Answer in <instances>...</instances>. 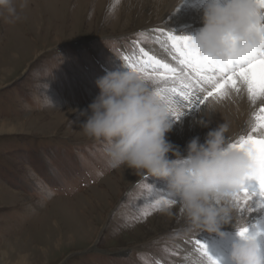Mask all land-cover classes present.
I'll use <instances>...</instances> for the list:
<instances>
[{
    "label": "rangeland",
    "instance_id": "374dc122",
    "mask_svg": "<svg viewBox=\"0 0 264 264\" xmlns=\"http://www.w3.org/2000/svg\"><path fill=\"white\" fill-rule=\"evenodd\" d=\"M164 2L28 0L19 22L0 19V264H182L179 243L198 235L182 208L146 207L166 184L112 168L108 145L80 127L96 80L130 70L124 56L173 27ZM192 108L189 126L169 117L182 154L217 129Z\"/></svg>",
    "mask_w": 264,
    "mask_h": 264
},
{
    "label": "clouds",
    "instance_id": "9594fccd",
    "mask_svg": "<svg viewBox=\"0 0 264 264\" xmlns=\"http://www.w3.org/2000/svg\"><path fill=\"white\" fill-rule=\"evenodd\" d=\"M28 0H0V19L15 24ZM264 25V9L256 0H203L202 27L189 35L193 50L201 57L223 64L233 47L241 55L264 49L258 30ZM98 95L80 115V125L90 138L104 141L112 168L126 167L163 181L169 199L177 201L187 222L186 234L207 232L221 239L235 214L234 198L246 184L253 160L243 150L230 147V124L225 120L209 131L203 143L193 138L182 154L169 141L173 107L155 91L153 84L132 70L110 72L95 82ZM215 110V104H208ZM173 203L163 211L171 214ZM246 224H236V239L227 264H264L259 227L241 235ZM215 264L223 258L211 257ZM207 264V261H206Z\"/></svg>",
    "mask_w": 264,
    "mask_h": 264
},
{
    "label": "snow or ice",
    "instance_id": "6c2138e0",
    "mask_svg": "<svg viewBox=\"0 0 264 264\" xmlns=\"http://www.w3.org/2000/svg\"><path fill=\"white\" fill-rule=\"evenodd\" d=\"M256 4L264 9V0H256ZM261 38L264 40V25L258 29ZM159 32L156 39L163 38L166 45H170V50L175 54V59L180 65L179 72L176 68L170 67L167 63L149 56L143 48L139 49L141 55L138 57L133 51L125 55L128 62L127 67L150 81L156 93L173 107L172 115L179 119L183 114L177 106L181 101L186 106L194 103L204 104L209 99L221 100L229 97L231 93L239 95L246 91L248 99L253 105H259L257 111L253 112V123L250 130L240 135L232 141L230 147L246 151L253 160V169L250 173V181H255L258 189L249 191L243 188L236 194L234 202L240 209L248 208L250 202L256 197V207L264 208V49L257 54H239L233 44L229 55L223 64L217 63L214 59L199 56L190 43L187 36H177L171 31L163 29H153ZM137 42L133 41V45ZM206 93V94H204ZM177 201L168 198L153 197L146 205L149 209H159L163 204L170 206ZM149 212H144L146 217ZM257 229L254 226V231ZM248 228L241 229V235L247 233ZM194 244L195 252L200 253L202 258H206L207 264H215L209 256L205 245L198 240L186 241Z\"/></svg>",
    "mask_w": 264,
    "mask_h": 264
},
{
    "label": "bare ground",
    "instance_id": "6f19581e",
    "mask_svg": "<svg viewBox=\"0 0 264 264\" xmlns=\"http://www.w3.org/2000/svg\"><path fill=\"white\" fill-rule=\"evenodd\" d=\"M169 3L170 0H165L162 7V11L165 9V13L167 12V14L174 15L173 27L168 28V31L173 32V34L177 36H189L194 35L197 30L202 27L203 0H171V3ZM189 25L192 27V30L182 32L181 27ZM156 42V46L152 47L150 51L147 52L148 55L153 56L162 63L171 65L170 67L176 68L179 72L180 65L175 59V54L170 50V45L164 44L163 38L159 41L156 40ZM210 103L215 104L217 108L215 110H210L208 108V104ZM199 105L204 107V117L207 124L218 128L225 122L224 119L229 122L230 129L228 135L232 141L238 139L240 135L250 130L253 123V112L257 111L258 106H260L259 101H257L256 105L252 104L247 97L246 91H242L239 95L231 93L229 97L221 100L209 99L206 103ZM177 106L183 113L182 115L186 118L187 126H189L195 116L196 109H190V107L184 105L182 101ZM193 106L198 107V104L194 103ZM245 187L248 188L250 192L258 189V185L255 181L248 182ZM250 206L255 210L249 211L247 207L244 209L236 207L234 216L231 218L230 222L222 228V231L225 233L223 239L213 234L200 232V235L198 233V235H196L194 239L191 238V240H198L205 245L209 256L216 259L223 258L225 264H227V257L230 253L231 245L236 239V224L238 222L246 224L250 231H254V226L264 231V208L256 207V197L250 202ZM197 237L200 238L196 239ZM189 239L190 238H186L183 242L179 243L181 249L179 262L182 264H206V258H202L200 253L195 252L194 244L186 243ZM260 240L262 246H264V236H261Z\"/></svg>",
    "mask_w": 264,
    "mask_h": 264
}]
</instances>
